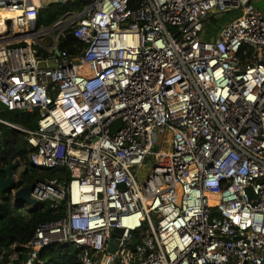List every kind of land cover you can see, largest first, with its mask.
<instances>
[{"label": "built area", "instance_id": "1", "mask_svg": "<svg viewBox=\"0 0 264 264\" xmlns=\"http://www.w3.org/2000/svg\"><path fill=\"white\" fill-rule=\"evenodd\" d=\"M42 1L0 0L12 14L0 141L3 128L24 137L26 169L56 173L31 197L65 214L12 246L26 259L9 264L39 263L55 243L79 248L83 264H264V14L253 0H50L65 13L45 28ZM233 11L206 40L209 18ZM69 36L76 55L60 50ZM4 112L36 113L37 127Z\"/></svg>", "mask_w": 264, "mask_h": 264}, {"label": "trees", "instance_id": "2", "mask_svg": "<svg viewBox=\"0 0 264 264\" xmlns=\"http://www.w3.org/2000/svg\"><path fill=\"white\" fill-rule=\"evenodd\" d=\"M43 6H48V9H41L40 23L46 27L53 25L59 17L64 13L61 7L50 1L43 0ZM42 1V2H43ZM72 8L82 9L81 2L69 3ZM60 7V8H59ZM58 9L59 12H55ZM63 12V13H62ZM214 18H211L213 20ZM82 44L74 37L69 36L68 39L63 40L60 45V50L67 51L70 55H76V52ZM10 117L13 123L18 124L26 129L34 130L37 127L38 115H27L23 113H9L4 112L2 117ZM5 119V118H4ZM11 132L14 133L11 136ZM17 134L13 130L3 128V138L0 141V166L8 165L9 160L16 162L18 167L22 162L27 160L28 150L27 145L24 148H19L16 140L11 144V138H16ZM7 152L5 155L2 152ZM20 159V161H17ZM28 164V160L26 162ZM27 166V165H26ZM56 173H46L38 175L35 172L30 173L28 167L22 173L18 182L15 183L14 189H20L38 181L55 176ZM1 177V173H0ZM34 178V179H32ZM65 214V204H62L56 213L51 209V202L40 203L36 211L26 210L24 207L19 208L14 206L11 191H7L0 198V264H9L11 258L17 254L20 262L26 259V251L17 247L13 249L12 246H23L28 244L35 236L37 228L45 223L56 221L60 216ZM136 241L139 237H135ZM81 250L69 244L55 243L46 247L39 253V263L36 264H83L81 260Z\"/></svg>", "mask_w": 264, "mask_h": 264}, {"label": "water", "instance_id": "3", "mask_svg": "<svg viewBox=\"0 0 264 264\" xmlns=\"http://www.w3.org/2000/svg\"><path fill=\"white\" fill-rule=\"evenodd\" d=\"M57 62L50 63V66H56ZM42 67H45L42 65ZM17 163L9 160L8 166L5 168L0 167V171L6 175L5 178H0V198L7 192L11 191L12 193V200L13 204L16 207L23 208L26 206L31 207V211H36L40 205V202L31 197V194L34 190L35 184H31L29 186L22 187L20 189L15 190L13 187L15 185V176L12 172L13 169L17 168ZM124 231L122 229H115L112 234V239L108 245V253L115 254L117 248L120 244V239L123 235ZM132 245V242L128 243ZM14 264H20L19 262L15 261Z\"/></svg>", "mask_w": 264, "mask_h": 264}, {"label": "rangeland", "instance_id": "4", "mask_svg": "<svg viewBox=\"0 0 264 264\" xmlns=\"http://www.w3.org/2000/svg\"><path fill=\"white\" fill-rule=\"evenodd\" d=\"M44 4V1L42 2V5ZM253 6L257 9V10H260L263 14H264V0H253L252 2ZM69 7V6H68ZM60 8V7H59ZM72 7L68 8V9H71ZM55 12H59L58 9H55ZM63 13V12H62ZM65 13V12H64ZM63 13V14H64ZM62 14V15H63ZM242 14L241 11H233V12H229V13H226V14H223V15H220V16H217V17H210L209 20L207 21L206 23V37L205 39L206 40H211L213 38H215V35L217 34V32L222 28L224 27L225 25L229 24L231 21L235 20L236 18L240 17ZM61 15V16H62ZM211 18H214L213 20H211ZM46 26H44L42 24V28H45ZM3 34V33H2ZM1 35V34H0ZM6 120L8 121H13L12 119H10V117L6 116L4 117ZM17 136L16 138L13 137L11 138V144H13L16 140V143L17 145L19 146V148H24L26 147L25 142H24V137L19 134V133H16ZM11 136L14 135L13 132H11L10 134ZM14 145V144H13ZM3 152V151H2ZM7 152H5L6 154ZM26 162L27 160L24 162H22V164L19 166V168L17 169L16 171V181L18 182L22 173H24L26 171ZM151 167H147V169L143 170L141 172L142 176H143V179H145L150 171ZM34 179V178H32ZM29 208H26V209H31L30 206H28Z\"/></svg>", "mask_w": 264, "mask_h": 264}, {"label": "bare ground", "instance_id": "5", "mask_svg": "<svg viewBox=\"0 0 264 264\" xmlns=\"http://www.w3.org/2000/svg\"><path fill=\"white\" fill-rule=\"evenodd\" d=\"M12 17V14L10 13H6L4 11H0V37L6 35L8 33V29L5 25V21L8 19V18H11ZM16 30H18V28H16ZM3 33V34H2Z\"/></svg>", "mask_w": 264, "mask_h": 264}, {"label": "flooded vegetation", "instance_id": "6", "mask_svg": "<svg viewBox=\"0 0 264 264\" xmlns=\"http://www.w3.org/2000/svg\"><path fill=\"white\" fill-rule=\"evenodd\" d=\"M7 166H8V165L0 166V167L5 168V167H7ZM17 169H18V167L12 170L14 176H15V173H16ZM0 173H1V177H0V178H5V177H6V175H5L4 173H2L1 171H0ZM15 183H16V182H15Z\"/></svg>", "mask_w": 264, "mask_h": 264}, {"label": "crops", "instance_id": "7", "mask_svg": "<svg viewBox=\"0 0 264 264\" xmlns=\"http://www.w3.org/2000/svg\"><path fill=\"white\" fill-rule=\"evenodd\" d=\"M3 153H4V155H5V150H3ZM24 208L26 209V208H29V207H28V206H26V207H24ZM26 210H29V209H26Z\"/></svg>", "mask_w": 264, "mask_h": 264}]
</instances>
